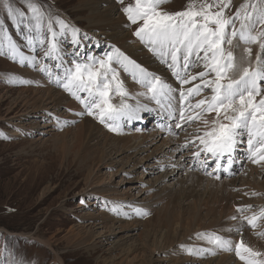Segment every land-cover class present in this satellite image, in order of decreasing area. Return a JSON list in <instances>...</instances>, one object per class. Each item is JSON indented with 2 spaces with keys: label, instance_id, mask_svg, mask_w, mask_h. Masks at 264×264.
<instances>
[{
  "label": "bare ground",
  "instance_id": "1",
  "mask_svg": "<svg viewBox=\"0 0 264 264\" xmlns=\"http://www.w3.org/2000/svg\"><path fill=\"white\" fill-rule=\"evenodd\" d=\"M91 2L96 8L101 5L100 10L89 9L88 12L91 26L97 29L93 34L96 35L95 37L90 34L94 39L91 44H97L101 49H108L111 47L108 43H111L115 46V49L129 55L144 69L145 67L150 68L151 73L154 75L161 74L159 77L163 81L166 80L165 82L168 83L169 77L176 79L169 68L167 71H170L171 74L170 76L167 75L164 66H162L165 63H162V67L155 63L152 57V55L155 57V53L150 48L147 49L149 47L147 44H138L131 33L127 31L128 23H126V19L124 20L122 14L118 12L114 0H81L80 5L84 4L88 7ZM244 2L245 0L235 1L234 13ZM236 27H240L239 21H236ZM87 32V30L84 31V33ZM79 36V34L76 36L79 41L76 45L82 43V38H79ZM239 41L241 40L239 39ZM55 42L58 44L57 41ZM247 45H251V57L245 52L247 47L239 46L237 52H233L238 70L249 64L255 65L259 45ZM59 47L64 48L65 45L58 44L60 53ZM228 47L232 50L233 44ZM63 53L61 52V54ZM58 59L59 56L57 57V54H55L53 61L57 62ZM62 59L64 62L67 61V57ZM16 60L20 61V57L17 56ZM37 62H39L37 65L39 68L46 64L38 60ZM64 62L61 63L60 59L58 61L57 65L60 66L57 68L60 70V74L56 73L55 76L53 75L54 77L51 76L55 81L57 77L63 80L64 69L70 68V64ZM196 63L198 65L196 71H204L203 62L197 61ZM21 73L25 78L32 80L35 87H31L32 91H30L33 97L31 96L30 100H25L24 92L18 94L13 101L11 100L13 102L11 105L15 106L20 102L24 108L23 110H25V112L21 111L22 113H16L18 115L12 116V125L15 126L12 133L14 135H25L27 133L25 129L18 126V121L17 119L14 121V118L19 115L27 116L28 113L33 118L49 117V115L53 118L56 117L57 121L55 122L58 126L61 125L58 124V119L61 118L63 120L68 118V123H71L75 118L79 120L76 125V133L79 140L85 142L86 145L81 153V170L85 169L87 171L83 191L90 193V199L99 201L100 198L104 206L110 205L111 207L106 210L104 208L97 210L95 213L92 212V216L89 217L95 219L102 228L108 229L110 235L122 233L121 235L128 238L133 235L130 229L140 226L141 221L138 218L141 215H137L134 211H128L131 214H128L127 211L124 212V210L121 212V209L117 207L131 205L132 207L149 210V213L153 212L152 218L144 221L145 223L153 222L156 230L146 231L147 239L142 248L127 247L124 249L126 256L120 264H134L135 261L132 257L136 260L141 251L142 254L144 251L148 252L147 261L144 264H241L234 251H223L215 248L214 245L207 242L206 238H199L197 233L214 232L225 239L232 240L234 243L239 241L238 239H243L246 245L264 253V238L257 236V233L264 232V218L258 219V226L255 229L250 227L247 221L243 219V217L252 216L264 209V181H261L264 178L263 166L255 168L246 165L239 172L236 169L238 173L234 176L223 178L221 181L215 179L212 175L203 174L197 168L187 166L186 164L189 162L187 163L186 159L191 157L192 160L195 157L193 153L198 150L196 145L199 142L196 141L192 148L187 147V150L182 153L180 150L185 148L182 147L183 145L192 144L189 141H192L195 136L203 133L204 125L202 121L186 123L179 120L180 103L176 95L178 91L173 93L176 98L171 101V108L168 107L169 102L165 100H162V103L166 102L167 105L162 108L155 101L150 100L149 97L146 99L148 95H139L143 91L139 89L138 84H134L130 80H123L122 87L128 90V96L124 98L125 103L130 104L133 108L137 107V103L140 105L147 103L151 111L142 119L133 120L138 121V124L133 126L134 130L127 128V126H131L133 121L124 119L123 127L125 129H121L117 134H111L95 118L87 114L80 115L79 113H85L84 110L80 109L62 91L52 88L48 81L46 82L40 75L31 73L27 68L22 69ZM171 83L173 88H180V83L177 81L171 80ZM194 85L195 82L192 81L190 84L183 85V87L187 89ZM145 92H147V89ZM194 97H190L193 104ZM169 112H172L173 115L170 116ZM141 113H143V110L140 115ZM214 117L215 113L205 114V118L209 121ZM53 118L50 120L48 118L41 127L43 129L49 128L48 131H50ZM153 119L156 122H161L156 125L157 128L149 126L153 124H150V120ZM168 122H171L170 126ZM177 123H182V127L177 128L175 126ZM147 125L148 127H146ZM140 128L142 130H138ZM198 129L199 131H197ZM43 131L46 132L47 130ZM177 135L179 137L175 139ZM236 152L239 154L240 145ZM97 157L98 162L94 163ZM90 159L92 160L91 163H89ZM120 159L123 162L114 173L112 172L108 177L99 179L103 167L111 165L115 167ZM191 160L189 161L191 162ZM117 174L121 175L122 180L130 181L132 185L125 189L122 185L123 182H114L113 175ZM126 176L129 178L127 179ZM246 194L251 196L247 197ZM168 197V201H165V198ZM161 201H165L163 206L157 208V204ZM249 205L251 206L249 210L237 211L238 208ZM114 208H117L115 211L118 212L115 216V211L113 215L108 212ZM131 217L132 221H126L125 218ZM232 217H236V219L232 220ZM243 223L248 227L247 229H242ZM236 229L242 230L241 234H237ZM106 240H108L107 244L110 245L109 250L114 249L122 241L118 236L116 239L110 237ZM188 249H193V253H189ZM202 249L205 251L201 252ZM208 249L214 251L215 254H211L207 251ZM55 259L60 260L58 254H56ZM99 264H115V262L108 258L107 260H101Z\"/></svg>",
  "mask_w": 264,
  "mask_h": 264
},
{
  "label": "rangeland",
  "instance_id": "2",
  "mask_svg": "<svg viewBox=\"0 0 264 264\" xmlns=\"http://www.w3.org/2000/svg\"><path fill=\"white\" fill-rule=\"evenodd\" d=\"M80 1L81 0H34L44 13L42 28L38 33L34 28L35 22L31 19V13L27 11V0H15L14 6L25 11L28 19H30L28 26L32 28L33 32L36 31L35 34L39 35L40 40H44V44H40V49L38 53H36L37 41L33 38V45H28L27 37L30 36V34L25 25H22L19 31L9 30L11 37L17 44V47L23 50V54L28 57H35V61L31 63L25 61L21 64L19 60L11 59L6 49L5 54L0 55V98L2 97L0 101V264H99L101 260H107L108 258H111L115 264H120L124 261V257L126 256L124 249L127 247L142 248L147 239L146 231L149 230L152 232L156 230L153 222L145 223L144 221L146 219L148 220V218H152L153 212L149 213V210L147 211L140 207H132L131 205H122L117 208L121 209V212L122 210L128 212L140 208L146 211L148 215L138 218V220L141 221L140 226L131 228L130 230L133 235L128 238L121 235L122 233L110 235L108 229L102 228L95 219L89 217L92 212L95 213L97 210H102L103 208L106 210L111 207L110 205L104 206L100 198L99 201L97 199H90V193L83 191L85 187L84 179L87 171L85 169L81 170V153L86 145L85 142L79 140L76 133V125L79 123L78 119H73L71 123H68V118L64 120L62 118L58 119V124H61L58 126L55 122L57 121L56 117L53 118V116L49 115V117L33 118L30 113H28L27 116L19 115L14 118V121L17 119L18 126L25 129L27 133L25 135H14L12 133L15 127L12 125V116L22 113L21 111L25 112L20 102L14 106L11 105L13 103L12 101L22 92H24L25 100H30L33 97L31 87H35L34 82L25 78L21 73L22 69L27 68L31 73L40 75L46 82L48 81V84L52 88H56L66 94L70 100L74 101L86 114L83 105L80 104L71 93L66 91L55 80L56 83L50 81L51 79L48 78L45 72L38 71L41 67L39 68L37 66L39 63L37 60L47 65L51 59L50 57L46 58L44 54L40 53L47 47L51 39V33L47 32V24L50 20L53 23V30L57 33L55 41H57L59 45H65L63 49L67 50V58H72V60H74L70 68H74L75 63H90L88 57H94L96 60L106 59L107 54L113 53L114 50H116L115 46L111 43H108L111 46L108 49H101L97 44H91L92 40H94L93 37L96 36L93 34L97 29L91 26L88 19V12L90 11L89 9L100 10L101 5L96 8L91 2V6L89 5L86 7L84 4L80 5ZM189 2L190 0H166V2L161 5V8L167 12L183 11ZM196 2L198 5L200 0H196ZM114 3L117 5L118 12L122 14L124 20L126 19L125 21L128 23L127 31L131 33V36L135 38L138 44L140 43L142 45L144 42L134 35L136 29L142 22L132 24L123 11L124 7L129 4H134V0H123V3H121V0H114ZM234 3L235 0H231V6L225 9L226 16H232L234 13ZM249 3L256 4L259 8H264V3H261L260 0H250ZM52 9H62V16ZM253 15L255 16V14ZM57 20L63 21L68 25V28L62 30L60 24L56 22ZM15 23V20L7 16L6 10L0 9V26L5 29L6 27H14ZM260 27L261 26L257 24V30H259ZM72 29L79 30L77 35L79 34V38H82L81 45L84 44L82 47L83 50L86 51L83 57L81 50L80 53L76 52L80 46L72 42ZM86 30L88 32L84 33ZM17 32L18 34L15 35ZM253 33L255 34V32ZM232 44L233 48L236 49L232 48L233 52H237L239 46L251 48V45L242 43L238 38H234ZM93 46H96L98 51L94 52ZM228 46L227 44L224 45L226 50L229 49ZM149 48L150 47H147V49ZM119 52L123 53L121 51ZM258 53L264 58V52H261L260 48L259 51H257V54ZM123 55L127 56L129 60L134 61L129 55L124 53ZM152 57L157 65H162L163 62L156 54L155 57L153 55ZM78 58L80 62H77L78 60L76 59ZM135 63L138 64L137 62ZM111 66L118 72L119 81L123 82V80H130V82L138 84L139 89H141L143 93L146 91L144 86H141L137 80L133 79L131 66H129V71L125 72L123 67L117 63L115 59L112 61ZM162 66H164L167 75L170 76L171 72L167 71V64H163ZM145 69L150 73L152 71L147 67H145ZM197 69L198 65L191 67L189 71L193 73ZM158 76H161V74ZM110 78L111 74H109V79ZM169 78L170 79L167 81L171 85H173L171 80L177 81L172 77ZM12 79H14L15 82H12ZM22 80L28 81V83H21ZM177 82L179 83V81ZM193 82H195V84L200 83L199 80ZM114 89L115 83L113 84V91L110 92L111 103L118 106L121 102V97L115 94ZM124 90L128 93L126 88ZM78 94L81 97L87 96V93ZM148 97H150L149 94L146 99H148ZM196 97L197 96H195L194 99ZM144 105H147L149 109L147 103H144ZM147 113L149 112L143 111L141 116L144 117ZM90 117L95 118L94 116ZM48 118L49 120L53 118L50 131H48L49 128L43 129L41 127ZM123 120L124 119H121L118 122L120 131L121 129H125V127H123ZM96 121L102 125L107 132L117 134V132L110 131L108 127L101 124L97 119ZM137 122L138 121H133L132 125H136ZM159 123L161 122H156L153 119L150 120V124L152 125L149 126L157 128L156 125ZM146 127H148V125ZM129 129L134 130L135 128L129 127ZM43 130L47 131L45 132ZM138 130L142 129L140 128ZM178 137L179 135H177L175 139H178ZM183 150L186 151L187 147L186 149L180 150V152H184ZM96 152L98 153L99 150ZM91 161L90 159L89 163H91ZM97 162L98 157L94 160V163ZM122 162L123 160L120 159L119 163L115 164V167L114 165L103 167L104 169H102L99 179L106 178L110 173H114L115 170L121 166ZM191 162H193V158ZM126 178L128 179L129 177L126 176ZM113 179L114 182H123L122 185L125 189H128L132 185L130 181L122 180L123 178H121L120 174L113 175ZM218 180L221 181V179ZM261 181H264V178H262ZM133 194L135 195V192ZM250 196L249 194L248 197ZM168 199L169 197L165 198V201H168ZM165 201L159 202L157 208L162 207ZM117 208L108 212L113 215ZM117 213L118 212L115 211L114 216ZM128 214L131 213L128 212ZM125 219L126 221H132V217ZM142 222L144 223L142 224ZM235 232L241 234L242 230L237 231L236 229ZM117 236L119 239L121 238V243L114 249L109 250L108 248H110V245L107 244L108 240L105 241V239L110 237L116 239ZM93 240L96 242L95 244ZM238 240L240 241L241 239ZM147 253L148 252L144 251L142 254L141 251L139 253L140 255H137L136 260L132 257L133 261H135L134 264H144L147 261ZM56 254H58L60 260L55 259ZM240 263L243 262L241 261Z\"/></svg>",
  "mask_w": 264,
  "mask_h": 264
},
{
  "label": "snow or ice",
  "instance_id": "3",
  "mask_svg": "<svg viewBox=\"0 0 264 264\" xmlns=\"http://www.w3.org/2000/svg\"><path fill=\"white\" fill-rule=\"evenodd\" d=\"M165 2L166 0H134V4L124 7L123 11L132 24L142 22L134 35L167 64L180 83L179 89L173 88L159 76L129 60L118 49L107 54L106 59L96 60L94 57H88L90 63H75L74 68L64 69L63 81L57 77L56 82L83 105L87 115L94 116L110 131L119 132L118 122L121 119L140 120L143 118L140 112L142 110L150 112L151 109L139 103L135 108L125 103L124 98L128 93L122 87V82L118 80V72L111 66L115 59L125 72H128L131 66L133 79L147 89L146 93L139 95L150 94V100L155 101L162 108L164 107L162 100L168 101V107L171 108V101L176 98L173 93L178 91L179 120L186 123L203 122V133L195 136L189 143L199 142L196 145L198 150L193 155L199 159L201 153L204 154L206 159L202 163L205 168L208 167L211 159L215 161V170L227 171V167H230L234 161L233 153L240 144L245 143L244 137H246L247 158L256 164L264 162V58L258 53L254 66L249 64L238 70L233 51L224 47L225 44L232 45L233 39L238 37L245 44H258L260 51L264 52V8H259L256 4H250L245 0L233 16H226L225 9L231 6V0H200L198 5L196 0H190L185 10L178 12L164 11L161 5ZM260 2L264 3V0ZM14 4L15 0H0V9L6 10L7 16L15 20L19 26L26 13ZM27 11L31 13V19L35 22V30L40 32L44 18L41 7L34 0H27ZM236 21L240 22L239 28L236 27ZM56 22L60 24L62 30L68 28L63 21ZM257 24L261 26L259 30ZM25 27L29 32L32 31L28 25ZM78 31L72 29L74 44L79 43L76 39ZM47 32L51 33V39L44 56L53 57L54 54H58L59 49L55 42L57 33L53 30L51 20L47 24ZM27 42L29 46L33 44L31 36L27 37ZM39 42L41 45L44 44L43 39ZM5 49L11 59L16 60L19 56L21 64L25 61L34 62L36 59L20 52L8 31L0 26V55L5 54ZM245 52L251 56L252 50L246 48ZM197 61L203 62L204 71L193 75L188 69L197 66ZM40 71L52 75L46 64L40 68ZM109 74H111L110 79ZM196 80L200 83L187 89L183 87ZM12 82L15 80L12 79ZM21 83L28 81L22 80ZM114 83L115 94L121 97L118 106L113 105L110 98ZM205 88L211 90V95L197 100L194 104L191 103L190 97L200 96ZM78 93H87V96L81 97ZM212 113H215V117L211 121L207 120L205 114ZM168 114L173 115L172 112ZM175 126L181 128L182 123H177ZM182 147H187V144ZM222 159L225 164L221 163ZM216 178L219 179V176ZM250 208L249 205L238 208L237 211L243 212ZM134 212L141 216L148 215L140 208L134 209ZM262 218H264V209L252 216L243 217L253 229L257 228V221ZM257 234L264 236V232ZM197 236L206 238L215 248L234 251L243 264H264V253L252 249L243 239L234 243L214 232L197 233ZM188 251L193 253V249ZM207 251L215 254L211 249Z\"/></svg>",
  "mask_w": 264,
  "mask_h": 264
},
{
  "label": "trees",
  "instance_id": "4",
  "mask_svg": "<svg viewBox=\"0 0 264 264\" xmlns=\"http://www.w3.org/2000/svg\"><path fill=\"white\" fill-rule=\"evenodd\" d=\"M14 253V252H13Z\"/></svg>",
  "mask_w": 264,
  "mask_h": 264
}]
</instances>
